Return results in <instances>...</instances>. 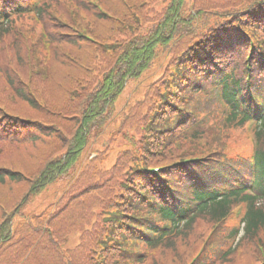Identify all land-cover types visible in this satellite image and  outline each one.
I'll return each mask as SVG.
<instances>
[{
    "label": "trees",
    "instance_id": "obj_1",
    "mask_svg": "<svg viewBox=\"0 0 264 264\" xmlns=\"http://www.w3.org/2000/svg\"><path fill=\"white\" fill-rule=\"evenodd\" d=\"M97 1L103 11H99L97 4H87L84 0H66L68 5L75 3L70 12L59 6L63 9L59 12L62 17L51 14V0L45 2L38 9L44 26L49 29L52 20L64 22L58 23L54 32L49 33L47 48L43 47L40 36L27 48L21 44L23 35L20 36L18 31H22L17 29L18 20L14 18L7 17L0 25V83L4 85L3 91L0 90V188L6 183L28 186L19 200L0 194V251L4 247L10 248L5 254L8 258L5 264H165L163 252L176 248L173 239L161 236L168 230L159 229L157 225L149 227L153 233L163 230V234L157 235L158 239L150 241L136 229L147 204L151 215L161 214L160 220L170 218L172 231L180 230L182 236L198 218L223 219L232 203L239 199L249 204L245 230L264 226V116L258 117L255 129L259 146L254 195L245 194L241 188L222 194L208 188L193 189L191 197L200 200V205L193 210L182 207L180 214L183 217L176 219L174 205L160 210L151 200H162L163 191L168 189L166 175L175 169L171 164L181 159L172 157L167 164H154L162 169L157 175L145 170L149 167L144 165L149 164H139L135 172L137 179L132 182L139 194L132 190L130 203L125 204L120 194L110 195L107 199L97 198L94 191L99 187L83 190L86 198L81 207L87 209L90 201L95 209L89 210L90 217L84 210L78 220L75 227H80V236L74 247L63 248L64 235H57L51 226L36 222L44 214L29 216L21 213L18 217L22 218L23 224L14 222L22 202L73 168L91 131L101 130L111 118L114 101L125 83L140 77L155 59L158 48L167 46L177 37L186 34L187 49L191 52L185 53L181 63L190 71L195 69L202 74L207 66H211L212 60L226 62L225 59L232 56L229 67L237 73L232 74L233 77L230 75L232 78L221 79V97L228 105L225 121L228 125L242 126L249 120L246 114L239 112L236 96L240 93L244 96L243 52L251 50L253 41L252 66L257 63L260 67L262 63L259 52L264 55V47L259 42L262 39L264 45V0H225L227 4L220 8L197 7L192 16L185 12L184 0H169L159 20L143 25L136 22L141 11L136 0H130L121 15L117 0ZM115 2L117 8L113 7ZM248 23L253 25L245 35ZM117 32L124 33V39L115 41L113 36L118 35ZM3 35H7L6 38ZM13 40L14 44L11 43ZM170 86L177 90L178 86L172 83ZM162 87L167 88V84ZM13 97L24 100L35 110L36 116L13 111L9 105L14 102ZM172 102H177L176 97ZM156 109L157 106L153 113ZM193 109L197 110L196 104ZM174 116L177 119L180 114ZM150 129L147 135L151 138ZM49 140L53 142L49 143ZM174 150L176 156L178 152ZM43 158L45 162L33 169ZM144 193H150V196ZM4 207L7 209L3 215L1 208ZM53 211L57 222H66L62 212L69 213L70 210L55 208ZM86 216L89 222L81 223ZM100 216L107 221L105 227L100 225ZM130 218L132 222L128 220ZM127 221L137 223V226L129 230ZM70 227L74 226L67 224L65 229Z\"/></svg>",
    "mask_w": 264,
    "mask_h": 264
},
{
    "label": "rangeland",
    "instance_id": "obj_2",
    "mask_svg": "<svg viewBox=\"0 0 264 264\" xmlns=\"http://www.w3.org/2000/svg\"><path fill=\"white\" fill-rule=\"evenodd\" d=\"M118 1L120 10L123 7L126 8V0ZM136 1H139L141 6L139 18H136V22L141 20L147 24H151L152 21L160 17L165 4L163 0ZM188 1H193L196 5L204 7L215 6L220 8L227 4L225 0ZM23 21L25 25L30 22L26 18ZM139 27L141 28V26ZM119 34L116 35V39H124V33L120 32ZM180 42L177 46L176 42L169 44L154 59L153 63L151 62V65L140 79L137 78L136 81H130L126 85L113 104L114 111L109 121L101 130L90 133L91 136H89L82 154L71 170L72 174L51 183L40 193L30 196L25 203L22 202V206L14 218L15 223L18 221L22 222L21 219H18L21 213L29 216H41L44 214L36 222L43 226H51L57 235L66 237L67 245H72L80 235V227L76 228L75 226L81 216H83L82 213L85 210V213L88 212L87 215L90 217L89 210L91 208L95 209L90 201L87 202V209L81 207L82 200L86 196L81 195L83 193H80V191L99 187L94 191L97 198L104 197L107 199L110 195L116 196L120 194V198L126 204L131 202L129 194L132 190L139 194V191L132 184L133 180L137 179L135 172H137L139 164H167L172 157H180L181 154L179 152H181L183 158H201L195 162L202 164L199 170L203 173L204 167L209 165L213 167L224 160L233 161L239 156L246 157L250 154L251 126L237 128L227 125L223 119L219 104L216 103L214 105L211 92L207 91L204 94H198L199 88L203 85L210 89L211 81L207 80L204 75L200 76L198 70L190 71V69L181 64V53L187 49L188 41L184 40L183 42L180 40ZM215 64L214 70L220 72L222 65L220 63ZM177 69L182 73V77L187 80L186 82L189 86L182 87L179 80H176L175 72ZM170 79L177 83L180 90L184 88L181 94H184L185 97L181 98L182 101L179 104L176 102L169 103L168 100L160 103L157 113L154 114L155 107L161 102L160 97L156 96L158 93L157 86ZM190 86H193V88L190 89ZM3 89L4 85L0 83L1 92ZM175 95V93L169 94L170 97H175ZM194 95H197V97L192 100ZM4 96L6 97L7 94ZM154 97L156 101H154ZM12 99L15 100L9 105L12 106L11 109L13 111L21 115L36 116L35 110L24 100L17 97ZM193 103L197 105V111L193 113L185 112L178 123L174 124L175 112L177 110L183 112L180 109L181 107H188V104L192 106ZM166 106L170 108L169 112L164 110ZM167 116H169V119H167L168 127H159L158 123L164 122V118ZM187 116L192 121L194 120L189 127V132L193 131V135L187 134V132L178 133L176 130L177 126L181 124L180 122ZM148 127L151 128L150 130L153 133L149 142L147 137L143 135ZM200 134H202L201 139L194 144H184L189 138H194V136ZM175 138H179L183 143L179 147L180 149L176 150L178 152L176 156L174 155L175 150L168 143ZM51 142L53 141L49 140V143ZM139 153L145 158L142 162H139ZM44 162V158L39 159L33 169L39 168L40 163L43 164ZM231 172L236 177L238 176L235 171ZM68 178L74 179V186L77 185L78 180L85 181L86 185L81 186L80 189L79 187L77 189H67L65 181ZM179 189L183 195L187 196L189 194L182 183L179 185ZM27 190L28 186L25 184L6 183L0 188V194L19 200ZM144 195L146 196L147 194L144 193ZM55 208L70 210L69 213L62 212L63 219L66 218L64 219L65 223L57 222L53 218V210ZM5 209L7 207L1 208L3 215ZM243 210L242 206L235 207L230 218L216 228L207 219L198 220L180 241L182 245H179L178 242L177 248L170 255L166 254L165 264H194L196 263L195 260L199 264L197 259L192 258V255L213 234L217 236L212 242L209 241L207 246L211 248V255L221 253V250H224L232 242L229 236H225V234L237 226ZM99 219L100 225L105 227L107 221L103 216H100ZM90 220H92V217ZM80 222H89V218L86 216ZM67 224L74 227L66 230L65 226ZM9 250L10 248L7 247L1 249L0 264H5L7 261L8 258L5 257V254ZM263 251L264 229L256 235H245L242 237L236 243L235 252L227 264H261L264 260Z\"/></svg>",
    "mask_w": 264,
    "mask_h": 264
}]
</instances>
